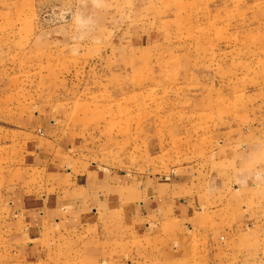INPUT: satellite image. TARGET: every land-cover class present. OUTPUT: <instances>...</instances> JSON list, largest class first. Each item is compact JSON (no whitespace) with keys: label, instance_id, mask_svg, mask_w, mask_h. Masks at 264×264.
Segmentation results:
<instances>
[{"label":"rangeland","instance_id":"374dc122","mask_svg":"<svg viewBox=\"0 0 264 264\" xmlns=\"http://www.w3.org/2000/svg\"><path fill=\"white\" fill-rule=\"evenodd\" d=\"M0 264H264V0H0Z\"/></svg>","mask_w":264,"mask_h":264},{"label":"crops","instance_id":"0c3cea01","mask_svg":"<svg viewBox=\"0 0 264 264\" xmlns=\"http://www.w3.org/2000/svg\"><path fill=\"white\" fill-rule=\"evenodd\" d=\"M85 173H87L88 177L81 175V177H79L77 179L78 182L76 184H74V183L71 184L69 182L68 185L70 186V188L75 189V192H79V194L80 193L93 194V196L96 197L97 195L101 194L103 191H107L109 189L108 188L109 184H102V182L99 179V176L97 175L96 172L93 174H90V172H89V174H88V172L86 171ZM90 179H91V183L89 184ZM62 184H64V183H62ZM109 187H111V186H109ZM90 191H92V192H90ZM67 192L69 193L70 191H67ZM87 192H90V193H87ZM69 200L72 201V199H69ZM83 204H84V202H83ZM70 207H71V204L68 205V208H70ZM193 218H194V216H192L191 219H193Z\"/></svg>","mask_w":264,"mask_h":264}]
</instances>
